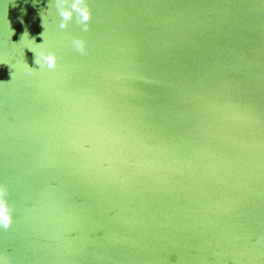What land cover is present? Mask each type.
<instances>
[{"label":"water","instance_id":"1","mask_svg":"<svg viewBox=\"0 0 264 264\" xmlns=\"http://www.w3.org/2000/svg\"><path fill=\"white\" fill-rule=\"evenodd\" d=\"M57 2L0 0L2 264H264V0Z\"/></svg>","mask_w":264,"mask_h":264},{"label":"clouds","instance_id":"2","mask_svg":"<svg viewBox=\"0 0 264 264\" xmlns=\"http://www.w3.org/2000/svg\"><path fill=\"white\" fill-rule=\"evenodd\" d=\"M57 15L60 19L59 27L64 29L67 27L68 23L72 21L74 18L76 22L83 26L84 30H87L88 21L90 19V11L83 0H58L57 2ZM43 36V33H42ZM33 43L36 45L44 44V36L43 43H35L33 39ZM72 46L79 52L83 53L84 51V42L81 39H73ZM33 50L32 48H29ZM35 52V60L34 62L39 65V68H47L54 69L57 63V56L54 52L48 51L46 49H41L38 53ZM30 68V67H29ZM12 223V216L10 214L7 203L3 199V190L0 189V227L8 228ZM2 264V261H0Z\"/></svg>","mask_w":264,"mask_h":264}]
</instances>
